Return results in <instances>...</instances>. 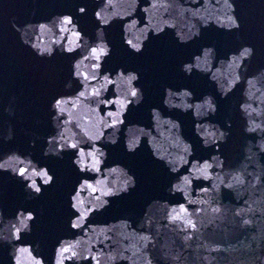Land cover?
Listing matches in <instances>:
<instances>
[{
  "label": "clouds",
  "instance_id": "1",
  "mask_svg": "<svg viewBox=\"0 0 264 264\" xmlns=\"http://www.w3.org/2000/svg\"><path fill=\"white\" fill-rule=\"evenodd\" d=\"M42 4L0 0V52L6 66L23 64L34 92L0 83V143L27 139L0 151V173L25 201L61 188L64 212L45 231L43 206L0 202V264H264L259 240L243 252L220 242L253 227L264 235V24L246 26L237 0H72L46 14ZM173 58L183 83L149 79ZM117 146L155 162L162 193H141ZM66 158L59 175L52 161Z\"/></svg>",
  "mask_w": 264,
  "mask_h": 264
},
{
  "label": "water",
  "instance_id": "2",
  "mask_svg": "<svg viewBox=\"0 0 264 264\" xmlns=\"http://www.w3.org/2000/svg\"><path fill=\"white\" fill-rule=\"evenodd\" d=\"M43 4L40 6V12L46 14L50 11H58L60 8L67 7L72 3V0H42ZM238 4V14L241 16L242 21L246 26H255L257 23L264 24V0H237ZM46 5V6H45ZM257 10L255 18L252 16L253 10ZM207 41L213 39L222 43L224 47L231 46L234 41L228 36L217 35L214 33H209L204 38ZM160 55H163L160 53ZM178 56L187 55L186 52L177 53ZM118 60L127 59V54L123 51H119L116 57ZM178 60L176 58L170 59L167 63H159L150 68L148 77L150 80H157L160 78H167L168 82H175L177 84L183 83L182 74L178 70ZM189 85L196 91L202 92L207 90L206 81L200 77H193L188 81ZM150 100L154 103L157 100L156 86L150 93ZM142 113L134 114V118H140ZM185 120L186 127L190 124V117H182ZM113 154L117 158H123L129 164V166L137 172L140 180V191L143 194H155L162 193L163 190V174L157 168L155 162H153L150 157L145 153H138L135 155H126L122 152L120 147H115L113 149ZM223 198L226 201L232 200L233 195L231 192L225 190L223 193ZM135 200V197L132 198ZM121 209L116 205L107 209L109 212H118ZM257 229L255 227L251 229H244L242 231L233 232L226 237L223 233L220 234V242L225 245H233L234 249L243 252L249 243L252 245V249L255 250L257 240L261 244L260 251L264 252V235H258L253 238L251 233H255ZM254 254V252L249 253ZM219 256L226 255L225 253H218Z\"/></svg>",
  "mask_w": 264,
  "mask_h": 264
}]
</instances>
